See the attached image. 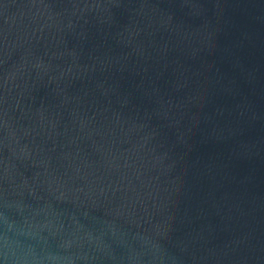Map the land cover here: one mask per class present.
Masks as SVG:
<instances>
[{"label":"water","instance_id":"obj_1","mask_svg":"<svg viewBox=\"0 0 264 264\" xmlns=\"http://www.w3.org/2000/svg\"><path fill=\"white\" fill-rule=\"evenodd\" d=\"M0 264H264V0H0Z\"/></svg>","mask_w":264,"mask_h":264}]
</instances>
